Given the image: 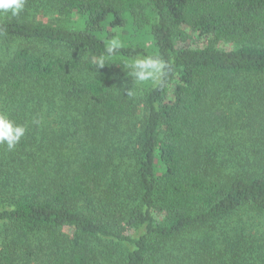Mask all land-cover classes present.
I'll use <instances>...</instances> for the list:
<instances>
[{"label":"trees","instance_id":"obj_1","mask_svg":"<svg viewBox=\"0 0 264 264\" xmlns=\"http://www.w3.org/2000/svg\"><path fill=\"white\" fill-rule=\"evenodd\" d=\"M136 54L171 71L130 99ZM0 111L28 128L0 145V264H216L230 222L226 264H264V0H27Z\"/></svg>","mask_w":264,"mask_h":264},{"label":"clouds","instance_id":"obj_2","mask_svg":"<svg viewBox=\"0 0 264 264\" xmlns=\"http://www.w3.org/2000/svg\"><path fill=\"white\" fill-rule=\"evenodd\" d=\"M26 4L27 0H0V15L18 17L25 11ZM121 47V41L118 39L113 38L106 42L104 53L94 56L92 65L99 70L110 64L108 61ZM119 63L130 78V84L126 83L119 89H123L124 95L130 99L140 97L147 86L162 87L171 71L169 62L156 54H136ZM32 123L38 125L40 120L34 118ZM27 131L26 125L16 122L7 112L0 111V145L6 146L9 151L14 150Z\"/></svg>","mask_w":264,"mask_h":264},{"label":"rangeland","instance_id":"obj_3","mask_svg":"<svg viewBox=\"0 0 264 264\" xmlns=\"http://www.w3.org/2000/svg\"><path fill=\"white\" fill-rule=\"evenodd\" d=\"M254 218L255 219L253 223H255V225L257 224V230L258 228H261V230H263L264 217L254 216ZM235 226H238L239 228V226L241 225L237 224V222L235 223L230 222L228 224H224L222 229L216 232L210 233L212 240L215 241V249L213 251H214V257H215L214 260L216 261V264H226L227 263V261L224 260L221 256L227 255L226 249L229 248V246L233 244V241L231 242L228 240V234L230 233L231 230L232 232L235 233V231L233 230ZM261 264H263L262 260H261Z\"/></svg>","mask_w":264,"mask_h":264}]
</instances>
